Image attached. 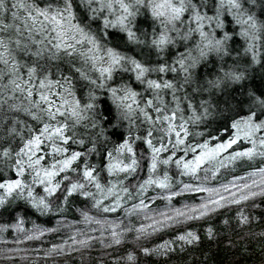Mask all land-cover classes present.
Instances as JSON below:
<instances>
[{"label": "snow or ice", "instance_id": "6c2138e0", "mask_svg": "<svg viewBox=\"0 0 264 264\" xmlns=\"http://www.w3.org/2000/svg\"><path fill=\"white\" fill-rule=\"evenodd\" d=\"M205 241L199 264H264V0H0V260Z\"/></svg>", "mask_w": 264, "mask_h": 264}, {"label": "trees", "instance_id": "16d2710c", "mask_svg": "<svg viewBox=\"0 0 264 264\" xmlns=\"http://www.w3.org/2000/svg\"><path fill=\"white\" fill-rule=\"evenodd\" d=\"M255 83L257 85V87L260 86V81L259 78H257L255 80ZM241 171L238 169V172ZM230 178V177H229ZM181 202L187 201V202H192L190 197H184V198H180ZM161 207L163 206V202H158ZM75 206H79V202L77 203V205ZM177 206H180L179 204H177ZM259 214V211H258ZM67 215V219L72 220L74 218V213L73 212H69L66 214ZM4 219L8 218V214H4L3 216ZM57 219H61V217H39L36 214H30L28 216V223L26 225V227H31L32 225V221H35L37 224H40L42 226H44L45 228H49V227H54L56 224V220ZM216 224L219 223V218H217V220L215 221ZM188 228H197V229H202L203 224L196 222V223H192L190 225L187 226ZM174 233H172L171 231L165 234H161L162 239H170L172 238ZM201 235H203L202 231H201ZM9 239L12 238V236H8ZM62 238H66V236H64L63 232H61L60 234H54V235H50L48 237L44 238L43 243L41 242H32L28 245H26L29 248H47L50 247L52 242L55 243H59L61 241ZM161 237H157L156 238V242H162ZM5 247L4 245H0V248ZM22 247H24V245H22ZM209 247L208 242H204L201 246L200 249H193L192 254L190 255L189 253H177L174 254L172 256V259L170 261V264H187V262H191V264H199L200 260L202 259L201 257V251L202 250H206ZM28 255L30 256H34V255H43V253H32L29 252ZM97 255V253H93L92 256L93 258ZM225 259H232L231 254L229 253H225L223 251L219 252L218 255L216 256V261L219 262L220 261H224ZM255 259V258H253ZM0 264H8V262L4 261V260H0ZM15 264H31V262H21L19 259L16 260ZM40 264H45L44 261H41ZM47 264H90L89 259H88V255L85 254V257L83 259V262L81 261L80 255L77 253L73 256H68V257H57L55 259V261L53 260H48ZM91 264H95L94 259L91 262ZM145 264H160V261L158 260V258H148L145 260ZM251 264V262H250Z\"/></svg>", "mask_w": 264, "mask_h": 264}]
</instances>
